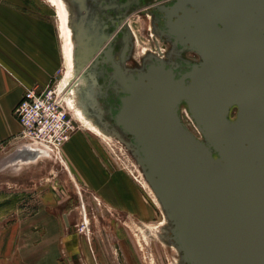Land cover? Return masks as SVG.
Segmentation results:
<instances>
[{
  "label": "water",
  "instance_id": "water-1",
  "mask_svg": "<svg viewBox=\"0 0 264 264\" xmlns=\"http://www.w3.org/2000/svg\"><path fill=\"white\" fill-rule=\"evenodd\" d=\"M162 11L200 61L130 69L112 42L86 70L87 96L99 125L138 158L183 264H264V0H179ZM79 53L83 68L93 56ZM110 64L98 85L94 69Z\"/></svg>",
  "mask_w": 264,
  "mask_h": 264
},
{
  "label": "rangeland",
  "instance_id": "rangeland-1",
  "mask_svg": "<svg viewBox=\"0 0 264 264\" xmlns=\"http://www.w3.org/2000/svg\"><path fill=\"white\" fill-rule=\"evenodd\" d=\"M23 1L28 12L51 25L57 60L50 84L66 89L74 130L60 149L31 153L27 140L0 148V263L183 264L169 240L170 222L161 204L142 186L120 150L83 123L85 116L101 124L86 93L88 84L82 83L85 69L75 36L73 0H63L76 41L70 76L57 6L51 0ZM143 13L131 20L130 61L135 64L153 49L164 51L154 36L152 15L147 13L145 19L139 16ZM181 117L200 137L183 105Z\"/></svg>",
  "mask_w": 264,
  "mask_h": 264
},
{
  "label": "flooded vegetation",
  "instance_id": "flooded-vegetation-1",
  "mask_svg": "<svg viewBox=\"0 0 264 264\" xmlns=\"http://www.w3.org/2000/svg\"><path fill=\"white\" fill-rule=\"evenodd\" d=\"M73 2V18L78 44L81 40L79 52L93 56L83 67L85 71L81 76L86 79L88 89L92 85V79L86 70L103 51L110 47L112 42L109 52L114 55L116 60L126 56L125 67L130 69L140 68L145 61L152 59H160L168 64H176L182 60L200 61V56L196 52L190 51L188 46H184L181 40H177L169 32L170 23L176 22L178 18L173 16L170 19V16L162 9L176 5L179 0H73ZM142 10L144 13L139 15L142 18L146 19L147 13L152 15L153 33L162 42L164 51L162 53L159 49V52H155L157 50L153 49L154 51H150L149 55L143 57L142 62L135 59L138 62L137 66L127 67L134 48L131 20L134 15H138L137 12ZM158 40L156 39L157 45ZM110 66L112 65L94 69L98 85L106 84V74L112 72ZM233 111L236 113L235 109Z\"/></svg>",
  "mask_w": 264,
  "mask_h": 264
},
{
  "label": "crops",
  "instance_id": "crops-1",
  "mask_svg": "<svg viewBox=\"0 0 264 264\" xmlns=\"http://www.w3.org/2000/svg\"><path fill=\"white\" fill-rule=\"evenodd\" d=\"M26 9L0 0V148L21 141L15 109L27 90L50 84L57 60L51 25Z\"/></svg>",
  "mask_w": 264,
  "mask_h": 264
},
{
  "label": "built area",
  "instance_id": "built-area-1",
  "mask_svg": "<svg viewBox=\"0 0 264 264\" xmlns=\"http://www.w3.org/2000/svg\"><path fill=\"white\" fill-rule=\"evenodd\" d=\"M65 88L49 84L44 89L27 90L15 109L22 127L20 140L26 148L60 149L71 137L74 124L66 105Z\"/></svg>",
  "mask_w": 264,
  "mask_h": 264
},
{
  "label": "bare ground",
  "instance_id": "bare-ground-1",
  "mask_svg": "<svg viewBox=\"0 0 264 264\" xmlns=\"http://www.w3.org/2000/svg\"><path fill=\"white\" fill-rule=\"evenodd\" d=\"M56 6L57 9L59 10V17L61 20V30L62 34L65 39L64 47H65V53L68 61V66H69V76L71 75V69L75 67V50H76V41L74 40V36L72 31L70 30V27H68V14L65 8V4L63 0H51ZM76 36V35H75ZM135 36V35H134ZM136 38V37H135ZM81 39V38H80ZM79 39V40H80ZM127 67H135L138 64H135V61L129 60ZM80 83V82H79ZM82 83L83 85H87L86 79L82 78ZM76 86V85H75ZM112 95L107 94L106 98L104 101H111ZM182 106V105H181ZM180 106V109H181ZM189 114V113H188ZM85 115V114H84ZM83 115V116H84ZM190 116V114H189ZM191 117V116H190ZM192 119V118H191ZM83 123L88 127L89 130L93 131L96 135H98L100 138L104 139L105 141L109 142L112 146L118 148L120 150V153L124 156L126 164L132 165L133 168L136 169L137 174L135 176L139 180V182L142 184V186L149 192V194L152 196L153 200L160 205V201L153 189V187L150 185L149 181L147 180L146 173L143 169V167L140 165L138 158L134 155L133 150L128 147L122 139L115 135V134H110L106 132L103 128L100 126L93 124L92 121L89 119L85 118ZM97 122V121H96ZM31 153H36L38 150L35 149H29ZM130 167V166H129ZM115 187V186H114ZM115 191V188H114ZM166 220V219H165Z\"/></svg>",
  "mask_w": 264,
  "mask_h": 264
}]
</instances>
